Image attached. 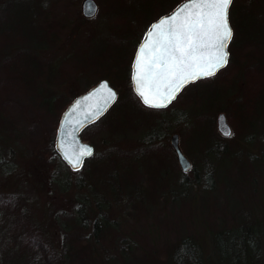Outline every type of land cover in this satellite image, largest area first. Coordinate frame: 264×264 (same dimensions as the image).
Listing matches in <instances>:
<instances>
[{
	"label": "rangeland",
	"instance_id": "1",
	"mask_svg": "<svg viewBox=\"0 0 264 264\" xmlns=\"http://www.w3.org/2000/svg\"><path fill=\"white\" fill-rule=\"evenodd\" d=\"M11 1L16 2L0 0V7ZM83 1L19 0L0 22V192L21 196V209L44 225L54 251L65 254L67 230L82 235L75 247L88 249L85 256L93 264H252L248 253L237 259L243 246L231 237L246 234L240 230L243 221L252 224L251 237L261 234L259 262L264 264V0H235L238 9L251 13L243 19L244 33L234 38L231 60L215 78L195 83L176 99L169 135L149 138L158 129L151 127L159 124L160 111L130 97L91 129L95 142L84 140L99 154L113 145L134 155L142 152L152 170L141 169V156L130 168V181L101 170L108 188L84 169H70L66 181L59 180L63 159L55 141L60 119L72 99L102 78L119 95L130 94L132 76L112 67L124 70L130 64L151 17H131L141 10V0H97L99 12L86 17ZM165 1L169 7L174 0ZM16 30L39 37L12 40ZM27 48L35 52L34 62L23 58L21 50ZM16 59L28 66L25 75L8 72ZM219 112L232 126L226 139L215 132L220 134ZM176 132L192 162L187 171L177 153L174 159L170 155V135ZM152 143L159 148L148 158ZM165 154L170 166L162 162ZM84 198L89 201L81 204ZM100 200L107 207L101 209ZM99 211L107 212V229L96 223ZM7 214L0 216V249L6 253ZM226 228L231 231L225 234ZM41 241L43 246L47 240ZM9 244L5 263L48 264L36 261L34 246H21L16 252L22 254L12 255L14 240ZM193 255L199 261L192 262ZM59 256L52 264H74L69 255Z\"/></svg>",
	"mask_w": 264,
	"mask_h": 264
},
{
	"label": "trees",
	"instance_id": "2",
	"mask_svg": "<svg viewBox=\"0 0 264 264\" xmlns=\"http://www.w3.org/2000/svg\"><path fill=\"white\" fill-rule=\"evenodd\" d=\"M18 1L19 0H16V2H14V1L8 2L3 8L0 7V22L6 20V17H7L6 13H7V10L10 9V5H12L13 3H19ZM180 1L181 0L171 1L170 6L173 7L175 4L179 3ZM140 4H141V10L139 12H137L136 14L133 13L132 16H131V14H128V16L142 17L145 14H149L151 17V18H149L150 23H151V21L155 20L157 17L160 16V14L164 13L169 8V7H167L168 4L165 0H141ZM144 4H147L145 9L143 8ZM148 9H149V11H147ZM250 13L251 12L245 11L244 8L241 9L239 7V9H238L234 4H232L231 20L233 22H239L240 24L244 23L243 19L247 15H249ZM152 15H154V16H152ZM127 19H128V17H127ZM38 37H39V35H35L33 32L30 33L29 31H26L25 36H22L20 34V32H18V30H16V35L12 38V40H17L18 38H24V40L34 41V40H37ZM234 38L231 41V43L229 44V51L230 52L232 51V48L234 46L233 45L234 44L233 43ZM8 40H9V38H8ZM0 43H1V41H0ZM102 46H105V43H103ZM21 52L23 53L24 59H26V60L28 59L31 62L35 61L36 54L33 50L27 48L25 50H21ZM22 60L23 59H16V61L14 62L15 65L13 63L11 64V66H12L11 69H13L14 72L11 71V69L8 72H10L13 75L15 74V76H19L21 74L25 75L27 70H28V66ZM131 60L132 61L130 62V64L127 65V67L124 68V70H120L118 68V66H116V65L112 67V70L117 72V73L123 72L124 75L131 76V74L133 73V66L132 65L134 64V58ZM229 60H231L230 57H229ZM31 65L34 66V64H31ZM18 68H20V69L18 70ZM108 70H111V68H109ZM104 71L105 70H102V73H104ZM19 73H21V74H19ZM106 75H104V77H106ZM216 76H217V73H215L214 76L205 77V78L200 79L199 81H194V82L186 85L184 87L185 89L182 91V93H180L178 99H180V97L182 95H184L185 91L187 89H189L190 86L195 85V83L197 84L198 82H201V81L211 80V79L215 78ZM130 86H131L130 94L125 95V97H123V95H119V98L114 103V106H112L110 108V110L104 116H102L97 121L91 123L86 128H84V130L81 132L83 138L91 139L92 141H94L95 132L91 133V129H93V127L98 125L99 122H103L105 120L104 118L112 111V109L114 107L116 109H118V108L122 109L123 103L130 98L134 99L136 101H139L141 103L139 96L133 90L132 84H130ZM90 87H91V85L88 88H90ZM54 100H55V98L51 100V106L53 105ZM143 107L145 109L147 108L146 106H143ZM147 109H149V108H147ZM153 109H155V108H153ZM149 110H151V109H149ZM157 110L159 111L160 109H157ZM115 111L116 110H114L112 112H115ZM153 111H156V110H153ZM166 111L167 110L165 108V110L160 111V114L164 115V112L166 113ZM174 112L176 113V111H174ZM156 126H158V123H157V125H154L151 128L153 129ZM160 126H163V124H161ZM160 126H158V127L160 128ZM151 128L148 130L152 131ZM154 129H156V128H154ZM117 131H120V130H117ZM117 131H116V134H119ZM126 132H128V130L124 131V133H126ZM215 132L217 133L218 139L228 138V136L223 137L220 134H218V131H216V129H215ZM111 134L113 135V134H115V132L111 131ZM152 134H155V133H152ZM215 139L216 138H214L213 143H214ZM148 148L149 149L147 150V154H148V158H150L152 156L153 149L150 146ZM98 154L99 153L97 151H95V153L91 157L86 158V160L84 162V166L82 167V169H84L86 172H88V174L90 176H92L93 179H96V180L98 179V181H103V183H104L103 186H105L107 188L109 187V185H107L106 180L104 179V176H103L101 170H104V172H106V170H107V171H109V174H111L112 176H115V177L121 176L122 178H124V180L130 181L131 180L130 179L131 178V171H132L130 168L133 167V165L136 162L140 161L139 156L142 157V152L134 155L132 152L124 151V150L120 149L118 146L115 147L114 145L112 147L106 149L105 152H102L99 155ZM143 156H145L147 158L146 154H144ZM94 159L95 160L98 159V160L95 164L93 163V165H92V162H93L92 160H94ZM141 159H142L141 164H144L143 163V157ZM60 164H61L62 172H59V173L62 175V177L59 176L58 178L60 181H63L62 178L66 181L67 176L69 175L70 169H73V168L71 166H70L71 167L70 168L69 165L66 162H64V160H61ZM138 164H139V162H138ZM94 165L97 166L96 169L94 168ZM122 167H123V172H120L121 170H119V169H122ZM148 170L151 173V171H152L151 168H148ZM113 179H115V178H113ZM116 180H117V178H116ZM131 184H133V183L131 182ZM91 190L92 191H90V192H93V194L95 195V192H94L95 189L92 187ZM101 196H102V194L100 193V197ZM82 200L83 201L81 204H86L89 201L88 198L87 199L84 198ZM98 203H100V206H102L101 209L107 207V202L104 200H100V201H98ZM20 205H21V196L15 195V193L0 192V216L4 215V213H6L8 210L7 215L10 217L9 222H8V226H7L9 229V232H8L9 235H7L5 242H3L5 244V246L2 247V248H6V250H8L7 251L8 253H6L2 249H0V252H1L0 258L3 260V262L1 264H7V263H5V261H7V259H8L7 257L9 255V251H10L9 241H11V240H14V245H15L14 251H13V253H11L12 255H16L17 254L16 249L21 247V246H34L32 248H34L36 250L35 251L36 261L44 260V261H47L48 264H52L55 260H58L57 256L59 258H62L59 255H61L63 257L69 255V258H71V259L73 258L72 259L73 261H71V262L74 264H93V261L92 260L89 261L87 259V257L85 256L89 252L88 249H86V248L85 249L84 248L78 249L79 247H75L76 242L78 241L77 236H79L80 234H78L74 231L71 232V231L67 230L68 234H66V237L70 241L69 247L66 248V250H65L66 252L64 255H63L64 251L58 253V251H54L53 248L51 247L53 240L51 239V236L48 235L47 230L44 228V225L41 222H37L34 219H32L31 217L26 216L25 213L23 212V210L21 209ZM98 215L99 216H97V220H96L97 222L96 223H99L98 225H101V227L104 226L105 229H107L109 227V225H111L110 224L111 222H108L107 212L99 211ZM241 225H242L241 227L245 226V229H240V230H242V231L247 230L246 234H244V232L241 233L240 234L241 238H239V235L231 236L233 241H235V242L237 241V243L239 242L240 246H243V248L240 249L239 254L236 257L239 260H243L245 253H248L249 254L248 258L255 261L252 264H260V262H259L260 256L259 255H261V253H262V248L260 246L262 243L260 241L261 234L257 233V235L255 237H251L249 232H250V229L253 230L252 224L244 223V221H243V223ZM235 226H238V225H235ZM30 231H32L33 233H30ZM229 231H231V229L226 228V231H223V232L226 234ZM80 236H82V235H80ZM4 237H6V235H4ZM18 238H20V239H18ZM41 238L47 240L44 242L45 244L43 246H42L43 242L41 241ZM84 238L87 242H90L89 238L87 236H85ZM187 239H189V238H187ZM239 239L242 241H239ZM249 246L255 248L253 250H255L257 253H255V251H252L251 249L247 252V247H249ZM262 247H263V245H262ZM257 248H259V250ZM3 253H4V255H3ZM19 254H22V253H19ZM19 254H17V255H19ZM75 257L77 258V262H75ZM197 261H199V259H197V257H195L193 255L192 262H197ZM239 264H245V263L241 261V263H239Z\"/></svg>",
	"mask_w": 264,
	"mask_h": 264
},
{
	"label": "snow or ice",
	"instance_id": "3",
	"mask_svg": "<svg viewBox=\"0 0 264 264\" xmlns=\"http://www.w3.org/2000/svg\"><path fill=\"white\" fill-rule=\"evenodd\" d=\"M232 3L233 0H189L172 16L154 25L149 35L159 34L160 40L156 47L158 55L149 68V79L166 81L178 91L183 84L214 76L219 68L226 66V48L233 35L228 23ZM165 25L171 26L167 32L163 31ZM140 54L143 58V49ZM136 82L140 84L139 72ZM138 91L149 107H167L164 100L170 103L175 98V91H171L166 98L154 102L142 86ZM108 93L114 98V92L108 89ZM81 154L91 155V150H82Z\"/></svg>",
	"mask_w": 264,
	"mask_h": 264
},
{
	"label": "water",
	"instance_id": "4",
	"mask_svg": "<svg viewBox=\"0 0 264 264\" xmlns=\"http://www.w3.org/2000/svg\"><path fill=\"white\" fill-rule=\"evenodd\" d=\"M189 3V0H183L173 11L170 13L160 17L157 21L153 22L151 28L146 33V37L143 40L142 44L139 46L138 52L134 60L133 66V86L135 92L139 95L138 89L142 86L146 95L149 96L150 99H153L154 102H159L160 99L166 98L171 91H175L172 88V85L166 81H160L158 78L149 79V68L151 66V62L156 58L158 53L156 52L157 44L160 40L159 34L149 35L153 30V26L160 23L164 18H168L172 16L175 12H177L181 6ZM83 13L85 16L95 15L98 11V2L96 0H84L83 1ZM229 12V10H228ZM228 23L229 15H228ZM170 25H165L163 31L167 32L170 30ZM232 29V28H231ZM231 41V40H230ZM227 44L226 51L229 56V50ZM147 45V47H145ZM143 49V58H141V50ZM227 56V60H228ZM226 67V66H225ZM223 68V67H221ZM219 68V69H221ZM157 72L159 69L156 70ZM140 75V84L138 85L136 82L137 73ZM217 73V71H216ZM204 78V77H202ZM201 79V78H200ZM196 79L194 81H197ZM192 81V82H194ZM191 83V82H189ZM189 83L183 84L179 88L178 91H175V98L171 100L170 103L165 99L164 102L167 103V106L171 104L178 96V94L182 91V89ZM105 84L107 88H105ZM108 89L115 93L114 98L109 97ZM140 96V95H139ZM119 97L118 90L112 86L110 80L108 78L100 79L96 84L90 87L87 91L81 93L76 96L70 104L64 109L56 137V150L60 153L63 160L69 163L72 168L78 169L80 168L86 158L91 157L95 152V146L87 140H84L81 136V132L91 123L97 121L99 118L104 116L108 112V110L114 105ZM141 97V96H140ZM143 100V98L141 97ZM145 104V103H144ZM147 105V104H146ZM148 106V105H147ZM157 108V107H154ZM164 108V107H163ZM227 115L224 112H219L217 117V128L220 134L224 136L231 135L232 126L228 123ZM179 133H174L171 138V142L176 150L178 160L180 163V167L184 171H187L192 165L191 160L182 150L178 136ZM91 150V155H82V150ZM77 161L79 163L77 164Z\"/></svg>",
	"mask_w": 264,
	"mask_h": 264
},
{
	"label": "flooded vegetation",
	"instance_id": "5",
	"mask_svg": "<svg viewBox=\"0 0 264 264\" xmlns=\"http://www.w3.org/2000/svg\"><path fill=\"white\" fill-rule=\"evenodd\" d=\"M98 2V1H97ZM181 2V1H180ZM179 2V3H180ZM234 2H235V0H233V3L232 4H234ZM170 3V2H169ZM179 3H177V4H175L173 7L172 6H169V8L164 12V13H162V14H160V16L159 17H157L155 20H153V21H151V23L149 22V24H148V27H147V29H146V31L143 33V35H142V37H141V39H140V41H138V44H136L137 45V47H136V49H135V51H134V53L132 54L133 55V57H134V60H135V57H136V55L135 54H137V52H138V49H139V46L142 44V42H143V40L145 39V37H146V33H148V30L151 28V26H152V24H153V22H155V21H157L160 17H162V16H164V15H166V14H168V13H170L171 11H173L178 5H179ZM98 4H99V2H98ZM231 7H232V5L230 6V8H229V21H230V25H231V28H232V33H233V35H232V39H231V41L233 40V38L238 34V32L241 30L243 33H244V29H242V24L243 23H239V22H233L232 20H231ZM99 8V7H98ZM98 12H99V10H98ZM97 12V13H98ZM96 13V14H97ZM95 14V15H96ZM95 15H92V16H86V17H94ZM231 41H230V43H231ZM263 57H260L259 58V61L262 59ZM258 61V62H259ZM228 65V64H227ZM224 68H226V67H223V68H221L219 71H217V73L219 74L220 73V71H222ZM132 87L134 88V86H133V81H132ZM174 102H176V100L174 101ZM173 102V103H174ZM173 103L171 104V105H169V106H167V107H165L166 108V113L164 112V115H160L161 117H160V121H159V124H158V126H160L161 124H163V126H160V128L158 127V129L155 131V134H153L152 136H148L149 138H152V139H155L156 137H164L165 135L167 136V135H169V132L171 131V128H172V126L171 125H173V122H174V120H175V118H174V113H171V112H173V111H175L174 110V108L172 107L173 106ZM165 108H159L160 110L159 111H161V110H165ZM158 131V132H157ZM174 134V133H173ZM172 134V135H173ZM171 136V135H170ZM149 138L147 139V140H149ZM171 138H172V136L170 137V143H171V149H172V151H170V155H171V157L174 159V154L176 153V150H175V148H174V146H173V144H172V142H171ZM146 139V138H145ZM147 146H150V147H152V149H153V151L155 150V149H157V148H159V147H157V148H155L156 147V145L155 144H147ZM186 154V153H185ZM187 155V154H186ZM169 157L165 154V155H163V159H162V162L164 163L165 161H166V159L167 160H169L168 159ZM65 162V161H64ZM168 161H166V163H164L166 166L167 165H169L170 166V164L169 163H167ZM67 163V162H66ZM69 166H71L69 163H67ZM140 165H142V168L141 169H147L148 167H147V165H145V164H140ZM84 166V164L80 167V168H78V169H74V170H77V171H79L80 169H82V167ZM137 166V165H136ZM72 167V166H71Z\"/></svg>",
	"mask_w": 264,
	"mask_h": 264
},
{
	"label": "bare ground",
	"instance_id": "6",
	"mask_svg": "<svg viewBox=\"0 0 264 264\" xmlns=\"http://www.w3.org/2000/svg\"><path fill=\"white\" fill-rule=\"evenodd\" d=\"M217 74H218V73H217ZM198 81H199V80H198ZM184 89H185V88H183V90H184ZM181 93H182V92H181ZM179 95H180V94H179ZM179 95H178L177 99L179 98ZM173 102H174V101H173ZM173 102H172V103H173ZM172 103H171V104H172ZM171 104H169V105H171Z\"/></svg>",
	"mask_w": 264,
	"mask_h": 264
}]
</instances>
